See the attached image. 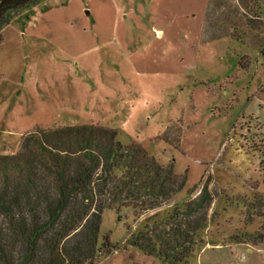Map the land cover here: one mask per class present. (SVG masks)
<instances>
[{"label":"rangeland","instance_id":"1","mask_svg":"<svg viewBox=\"0 0 264 264\" xmlns=\"http://www.w3.org/2000/svg\"><path fill=\"white\" fill-rule=\"evenodd\" d=\"M236 1L264 36L258 0ZM26 2L0 28V154L36 129L109 127L170 163L188 197L105 209L96 241L119 246L94 264H264V42L237 27L200 38L203 0H0V16ZM201 189L205 223L179 260L128 243Z\"/></svg>","mask_w":264,"mask_h":264},{"label":"trees","instance_id":"2","mask_svg":"<svg viewBox=\"0 0 264 264\" xmlns=\"http://www.w3.org/2000/svg\"><path fill=\"white\" fill-rule=\"evenodd\" d=\"M33 3L3 12L0 28ZM253 6L247 4L249 14L256 13ZM35 132L22 137L15 153L0 154V264H94L104 248L119 246L96 241L105 209L118 210L124 199L123 206L138 212L139 199L173 197L183 184L170 163L163 168L140 144H122L113 128L81 124ZM199 194L185 211L172 209L159 227L142 230L128 243L173 255L183 250L205 223L211 195L202 189Z\"/></svg>","mask_w":264,"mask_h":264},{"label":"crops","instance_id":"3","mask_svg":"<svg viewBox=\"0 0 264 264\" xmlns=\"http://www.w3.org/2000/svg\"><path fill=\"white\" fill-rule=\"evenodd\" d=\"M258 2L260 3L261 9L264 13V0H258ZM243 7L244 4L239 1L237 2L236 0H203L202 4L200 5L199 12L201 22L199 24V37L202 38L203 35H208L205 38L208 39L211 36L213 37L214 33L219 32H226L231 35L232 29L237 27L241 28L243 32H245L243 41L248 46H260L264 42V36L261 35L262 33L260 30L256 32L255 30L250 28L249 24H246L244 22ZM263 28L264 27H262V29ZM220 29L223 31H221ZM157 34H160V30H157ZM173 197L175 198L172 199L175 200L174 202H178L179 204L183 205L186 202V199L188 198L185 197L182 200H177L176 194ZM198 231L200 232V230ZM198 231H196L195 234H197ZM203 248H200L199 253H201ZM156 249L158 250V248Z\"/></svg>","mask_w":264,"mask_h":264}]
</instances>
